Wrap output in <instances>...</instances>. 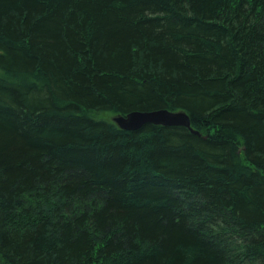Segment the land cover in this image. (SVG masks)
Returning a JSON list of instances; mask_svg holds the SVG:
<instances>
[{
    "label": "trees",
    "instance_id": "16d2710c",
    "mask_svg": "<svg viewBox=\"0 0 264 264\" xmlns=\"http://www.w3.org/2000/svg\"><path fill=\"white\" fill-rule=\"evenodd\" d=\"M0 264H264V0H0Z\"/></svg>",
    "mask_w": 264,
    "mask_h": 264
},
{
    "label": "water",
    "instance_id": "95a60500",
    "mask_svg": "<svg viewBox=\"0 0 264 264\" xmlns=\"http://www.w3.org/2000/svg\"><path fill=\"white\" fill-rule=\"evenodd\" d=\"M111 121L120 129L125 131H136L146 124L164 127H184L198 134L191 128L190 118L184 111H169L166 109L154 111H133L124 115H115Z\"/></svg>",
    "mask_w": 264,
    "mask_h": 264
}]
</instances>
